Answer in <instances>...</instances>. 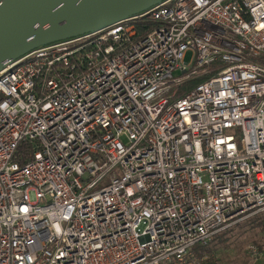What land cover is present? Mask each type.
Returning a JSON list of instances; mask_svg holds the SVG:
<instances>
[{
    "label": "built area",
    "instance_id": "2783aa9c",
    "mask_svg": "<svg viewBox=\"0 0 264 264\" xmlns=\"http://www.w3.org/2000/svg\"><path fill=\"white\" fill-rule=\"evenodd\" d=\"M261 212L264 0H164L0 71V264H208Z\"/></svg>",
    "mask_w": 264,
    "mask_h": 264
},
{
    "label": "water",
    "instance_id": "95a60500",
    "mask_svg": "<svg viewBox=\"0 0 264 264\" xmlns=\"http://www.w3.org/2000/svg\"><path fill=\"white\" fill-rule=\"evenodd\" d=\"M164 0H0V71L27 53L140 14Z\"/></svg>",
    "mask_w": 264,
    "mask_h": 264
},
{
    "label": "rangeland",
    "instance_id": "374dc122",
    "mask_svg": "<svg viewBox=\"0 0 264 264\" xmlns=\"http://www.w3.org/2000/svg\"><path fill=\"white\" fill-rule=\"evenodd\" d=\"M190 58L189 53L187 61ZM222 236L226 238L225 244L220 245L219 240H215L207 247L196 250L195 254L198 257L210 256L212 259L208 264H214L216 260L219 264H246L248 258L250 259V248L255 247L258 251L260 248L264 252V234L253 226H247L246 223L223 231Z\"/></svg>",
    "mask_w": 264,
    "mask_h": 264
},
{
    "label": "trees",
    "instance_id": "16d2710c",
    "mask_svg": "<svg viewBox=\"0 0 264 264\" xmlns=\"http://www.w3.org/2000/svg\"><path fill=\"white\" fill-rule=\"evenodd\" d=\"M138 28L141 31L143 29L142 28V25H140ZM201 81H202V79H199V80L194 81L193 83H189L188 85H186V87H185V89L183 90L182 93H184V91H186L187 89H190V88L194 87L195 85H197ZM244 223H246L247 226H253L254 228L258 229L261 233L264 234V212H261V213H257L255 215H252V216L248 217L247 219L243 220L242 222H239V223L235 224L232 227L243 226ZM222 235H223V232L217 234L214 237V239L212 240V242L215 241V240H219V244L220 245L225 244L226 243V238H224ZM198 249H200V248L199 247L196 248V250H198ZM259 252L261 254L263 253L260 248H259ZM249 256H250V254H249ZM246 264H250V259L249 258H248V261H247Z\"/></svg>",
    "mask_w": 264,
    "mask_h": 264
},
{
    "label": "crops",
    "instance_id": "0c3cea01",
    "mask_svg": "<svg viewBox=\"0 0 264 264\" xmlns=\"http://www.w3.org/2000/svg\"><path fill=\"white\" fill-rule=\"evenodd\" d=\"M250 264H264V252L262 253V255L260 257H258L255 260H252L250 262Z\"/></svg>",
    "mask_w": 264,
    "mask_h": 264
}]
</instances>
